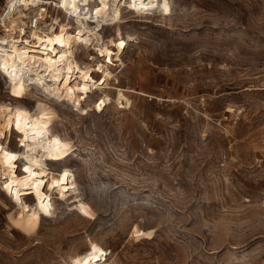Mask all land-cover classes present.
<instances>
[{
	"label": "rangeland",
	"instance_id": "1",
	"mask_svg": "<svg viewBox=\"0 0 264 264\" xmlns=\"http://www.w3.org/2000/svg\"><path fill=\"white\" fill-rule=\"evenodd\" d=\"M170 2L164 18L123 6V21L104 25L105 42L132 35L123 53L110 47L104 111L93 108L98 90L81 103L88 114L46 99L71 151L47 162L44 189L69 166L95 215L56 192L54 216L26 237L9 226L0 193V264H264V0ZM75 53L105 68L93 47ZM12 91L0 78V101L35 104L32 86ZM134 225L154 237L135 242Z\"/></svg>",
	"mask_w": 264,
	"mask_h": 264
},
{
	"label": "bare ground",
	"instance_id": "2",
	"mask_svg": "<svg viewBox=\"0 0 264 264\" xmlns=\"http://www.w3.org/2000/svg\"><path fill=\"white\" fill-rule=\"evenodd\" d=\"M60 5H64L63 9L69 16L62 21L56 20L50 27L31 31L27 37L20 40L13 39L12 30L20 17L27 15L28 12H33L38 5L39 0H6L5 6L0 9L5 10L6 7L11 13H17L15 19H11V25L7 28L5 36L0 37V72L6 83L12 88H32L35 90L34 97L36 102L33 106H26L22 102L3 100L0 101V132L5 133L4 140H0V144H4L6 150L15 152L18 157H27V160L20 159L16 163L21 167L27 166L36 173L32 176L24 173L18 168L13 170L5 163V157L0 152V193L7 199L10 198L11 209L7 214L9 226L16 230L18 234L26 237H33L38 234L40 221L48 216H54L55 209L53 201V193L63 194L64 199L69 202L70 210H73L83 216L93 218L95 215L92 207L79 197L77 185L74 179L72 169L64 165L57 173V180L63 178V173L68 172L69 176L63 178L64 182L57 184H49L52 186L51 193L45 191L44 187L50 181L51 169L47 167L48 161H53L50 157L60 155L64 144H69L67 138L59 136L58 132H53L51 127L58 117V111L55 107L49 104V100L53 99L58 103H68L73 111H79L82 114H88V110L81 106V103L88 99H92L93 92L98 90V98L93 102V108L97 112L104 111L107 104L110 102L113 84H110L108 79L109 65L107 58L110 55V47H114L116 54L124 52L128 41L132 39V35L125 34L121 38L104 41L101 31L104 25L116 27L123 20L122 7L135 13H145L149 10H154L161 17H165L171 13L172 7L170 0H88L87 4L83 0H75L76 8L79 9L73 13V0H58ZM96 2V4H93ZM96 8L100 11L97 13ZM28 11L27 13L25 11ZM88 19H85V17ZM78 21V22H77ZM93 23L94 25H91ZM60 29H63V47L55 46L56 55L53 56L49 51L47 55L52 61H56L60 53L65 54L63 62L55 64L47 62L42 54L45 45L49 48L54 47L49 43L50 39H54L60 34ZM57 31V32H56ZM76 33L80 34V40L76 38ZM134 38V37H133ZM27 40L28 43H23ZM20 44L16 43L19 42ZM121 42L124 46L120 47ZM84 47H93L96 50L97 57H103L105 68L99 70L91 62H81L78 60L76 50L78 45ZM101 53L103 55H101ZM72 68V75L76 78L70 80L71 85L81 84L86 86L90 91L81 93L76 90L73 93L68 92V85L62 83L63 78L67 76V68ZM6 69V70H5ZM77 69L79 71H77ZM93 72L100 74L99 78L92 76ZM84 77H88L87 80ZM43 81V83H41ZM59 81V82H58ZM103 81V83H101ZM10 92V91H9ZM90 93V94H89ZM84 95V99L80 100V105L77 107L74 100H79L80 96ZM72 97V99H69ZM10 99V98H6ZM103 101L100 110H97L96 104ZM64 105V104H63ZM17 114L21 117V126L25 128V133H17L14 129V123ZM13 123V128L9 131V122ZM55 130V129H54ZM57 131V130H56ZM59 131V130H58ZM11 132L16 134V148L10 147ZM28 139L21 145L19 140L24 139V135ZM8 138V139H7ZM54 138H59L61 144L57 145L53 142ZM7 139V143H6ZM69 154V153H68ZM67 156H62L65 159ZM9 180L13 183L11 192L3 188ZM50 187L48 189H50ZM67 189V191H65ZM4 192L6 194H4ZM30 195L27 198V203L24 196ZM19 197V199H17ZM82 197V196H81ZM50 200L52 202H50ZM8 202V201H7ZM47 209L48 214H45L44 209ZM88 214L85 215L84 213ZM154 237L153 230H142L137 225H134L130 238L135 242L142 240H150ZM67 264H97L89 257H74L68 260Z\"/></svg>",
	"mask_w": 264,
	"mask_h": 264
},
{
	"label": "snow or ice",
	"instance_id": "3",
	"mask_svg": "<svg viewBox=\"0 0 264 264\" xmlns=\"http://www.w3.org/2000/svg\"><path fill=\"white\" fill-rule=\"evenodd\" d=\"M83 2L85 4H87L88 0H83ZM61 7L63 8L64 5L62 4ZM72 8H73V13L72 14H75L76 12L79 11V9L76 8L75 0H73ZM95 11L97 13H99L100 9L99 8H96ZM85 19H88V17L86 16ZM21 32L23 33V30H21ZM63 32H64V30L63 29H60V34L57 35L54 39H50L49 43L52 44L54 47L49 48L47 45H45L42 54H43V56H44V58H45V60L47 62H50V63H53V64H55L57 62H63V60L65 58V54L64 53H60V55L57 57V60L56 61H52L51 57H49L47 55V53L49 51H51L52 54H53V56H55L56 55L55 46H60V47H63L64 46L63 45ZM76 38H77L78 41L80 40V34L79 33H76ZM23 43L27 44L28 41L27 40H24ZM123 46H124V44H123V42H121L120 47H123ZM101 55H103V54L101 53ZM107 59H108V62L111 63L113 57L111 55H109V57ZM66 71H67V76H65L63 78L62 83L64 85H68V89L67 90H68L69 93H73L76 90L80 91L81 93H87V92L90 91L88 88L84 87L83 85H81L78 89H76L75 85H71L70 84V80H74L76 78L72 75V72H73L72 68L69 67V68L66 69ZM77 71H79V70L77 69ZM84 79L87 80L88 77H84ZM41 83H43V81H41ZM101 83H103V81H101ZM12 94L14 96H16V97H21L24 94L23 93L22 86L19 89L14 88L13 91H12ZM84 98H85L84 95H81L80 98H79V100H74L75 105L77 107H79L80 100H83ZM69 99H72V97H69ZM103 103L104 102L101 100V101H99L96 104L97 110H100L101 109ZM20 121H21V117H20L19 114H17L16 119H15V123H14V129H15V131L17 133H25V128L21 126V122ZM12 128H13V123L10 121L9 122V131H11ZM4 138H5V133L4 132H0V140H4ZM27 139H28V137L25 134L24 135V139L19 140L18 143L21 144V145H23L24 144V141L27 140ZM53 142L56 143L57 145L61 144V141H60L59 138H54ZM70 151H71L70 145L64 144L63 145L62 153L60 155L52 156V157H50V159L53 160V161H59L62 156H67ZM0 152H2L3 157L6 158L5 159V163L7 164V166L9 168H11L13 170H15L17 168H20V170H22L24 173H28V174H30L32 176H35L36 175V173L33 172L31 168H29L27 166L21 167L20 164L16 163L20 159L27 160V157L26 156L25 157H18V155L15 152L6 150L4 144H0ZM68 176H69V173L68 172H64L63 173V178H66ZM63 178H61L60 181H54L53 183L54 184L62 183V182H64ZM3 188L6 189V190H8L9 192H11V190L13 188L12 181L9 180L8 183H5L3 185ZM65 191H67V189H65ZM61 198H63V194H62ZM17 199H19V197H17ZM44 212H45V214H48L46 208L44 209ZM84 214L87 215L88 213L85 212Z\"/></svg>",
	"mask_w": 264,
	"mask_h": 264
},
{
	"label": "built area",
	"instance_id": "4",
	"mask_svg": "<svg viewBox=\"0 0 264 264\" xmlns=\"http://www.w3.org/2000/svg\"><path fill=\"white\" fill-rule=\"evenodd\" d=\"M5 2L6 0H4L3 6H5ZM25 12L27 13L28 11L26 10ZM16 16L17 13H11L7 7L5 10L0 9V37L5 36L7 28L11 25L10 20L12 18L15 19ZM67 16H69L68 13L61 7L58 0H39L38 5L33 12H30L27 15H24L23 13L20 20L14 25L11 35L13 36V39H23L24 37H27L31 31L50 27L56 20L62 21ZM21 30H23V33ZM16 43L20 44V41ZM1 51L0 45V52ZM0 78L3 80V74L1 72Z\"/></svg>",
	"mask_w": 264,
	"mask_h": 264
}]
</instances>
